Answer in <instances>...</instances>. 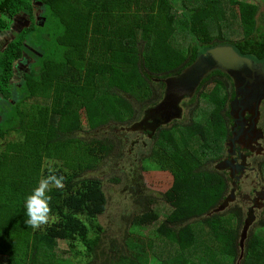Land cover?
<instances>
[{"label":"trees","instance_id":"trees-1","mask_svg":"<svg viewBox=\"0 0 264 264\" xmlns=\"http://www.w3.org/2000/svg\"><path fill=\"white\" fill-rule=\"evenodd\" d=\"M32 1L0 0V31L17 13H31ZM41 1L48 11L47 24L57 22L62 56L46 59L41 53L34 72L20 80L17 95L7 101L9 64L21 55L25 37L17 36L0 52V264H150L149 260L204 264L216 252L226 264L236 260L237 264H264V219H251L249 228L256 222L259 226L249 235L248 228L238 257L239 230L245 221L242 210L232 207L213 213L227 193L222 175L206 167L222 153L228 134L221 110L232 84L228 86L224 77H230L224 71H211L201 80L184 103L189 117L159 127L147 155L140 158L138 174L135 168L128 173L134 195L139 194L134 184L140 187L141 209L122 245L106 240L108 231L99 220L108 207L104 183L87 174L97 170L117 146L122 154L123 145L118 135L101 139L81 135L107 126L124 130L161 99L164 79L183 71L210 47L231 44L264 68V13L259 12V4L248 0ZM177 35L189 36L191 41L184 45ZM201 96L203 103L198 104ZM11 133L19 136L8 139ZM50 164L64 176V187L51 189L52 217L34 230L24 223V199L48 174ZM149 169L169 172L171 185L159 200L145 196L139 174ZM158 204L167 207L164 213L153 209ZM155 224L153 232L164 248H174L166 258L162 248L159 256L153 252L158 239H143L142 231ZM210 237L213 253L207 255L203 251ZM60 242L67 243L71 254L58 253Z\"/></svg>","mask_w":264,"mask_h":264},{"label":"flooded vegetation","instance_id":"flooded-vegetation-1","mask_svg":"<svg viewBox=\"0 0 264 264\" xmlns=\"http://www.w3.org/2000/svg\"><path fill=\"white\" fill-rule=\"evenodd\" d=\"M47 14L48 11L43 2L41 0H33L31 13L25 11L13 16L8 28L0 31V52L3 53L8 45L17 36L25 33L26 30L46 25L48 20ZM21 43L23 46L21 55L9 64L11 76L8 82L11 89L8 92L10 96L7 101H12V97L17 95L20 80L24 76L31 75L34 72L37 63L35 55H41V52H34L30 48L32 46L30 41L26 44L27 40L22 38ZM24 50L29 55H24ZM262 69L264 72L263 67ZM214 70L221 71L219 68H213L202 79ZM225 73L230 77H224L227 80L228 86L232 84L227 105L221 110V116L226 118L228 134L223 142L222 153L210 165L211 169L219 172L227 183V193L223 200L224 203L228 199L226 211L232 207L242 205L246 209V217L254 221L257 219V215H264V96H262V90L253 93L254 98H251L245 91L237 90V86H235L231 76L227 72ZM217 75L221 78L220 73H217L215 76ZM257 97L258 101H256ZM1 98L2 95L0 96ZM190 98L183 99L180 103L182 107L181 120L186 119L184 118L185 116L183 117L184 109L187 111L184 103L190 100ZM0 103L3 104L1 100ZM155 104H150L143 110L141 116H139V127L136 130L129 129V125L124 127V131L127 132L139 131V138L143 143V148H147L148 150L157 129L163 125H158L154 129L152 118H147L143 121L145 116L144 111ZM234 106L235 108L233 109ZM186 117H189V114ZM137 142L138 140L136 142L133 141L128 151L134 158L138 154V149L135 148ZM144 172L141 171L142 176ZM144 192L145 196L150 197L151 200H159L160 195H151L150 189L146 185ZM236 201L240 204L236 205Z\"/></svg>","mask_w":264,"mask_h":264},{"label":"rangeland","instance_id":"rangeland-1","mask_svg":"<svg viewBox=\"0 0 264 264\" xmlns=\"http://www.w3.org/2000/svg\"><path fill=\"white\" fill-rule=\"evenodd\" d=\"M250 2H256L259 4V12L264 13V0H248ZM178 11V15H179ZM262 13L260 14L263 18ZM232 20V17L231 19ZM48 22V21H47ZM47 24V23H46ZM231 24H234V21L231 22ZM27 29V28H26ZM57 34H59V31L57 30V22L48 23L44 26H38L35 29L26 30L25 33H22L23 37L27 40V43L30 41L31 45L30 48L34 52H41L42 54H45V58H60L63 54V49L60 46V44L57 43L58 37ZM57 37V38H56ZM177 41H184L187 45L188 42H190V37L188 36V39H182L179 35L176 36ZM231 45V44H229ZM29 51V50H28ZM24 55H29L26 50H24ZM35 55V54H34ZM40 56V54H38ZM39 56L35 55L36 60L39 62ZM249 57V56H247ZM251 58V57H249ZM252 59V58H251ZM254 60V59H253ZM259 62V61H257ZM261 63V62H260ZM262 64V63H261ZM35 66V64H34ZM39 71V69H38ZM211 86H213L211 84ZM203 101V97H200L199 103ZM203 103V102H202ZM188 112L184 109L183 117L187 116ZM139 122V119L135 121L134 123H131L128 127L134 126L135 123ZM83 138L88 137H96L98 139H101V136H109L111 137L114 135H118V139L121 141V144L123 145L122 154H119V146H117L116 151L112 153V155L105 159L104 162L100 166H98L97 170L87 174L89 177H99L103 183V189L105 192V195L107 197L108 201V207L106 213L100 217V222L104 225V227L107 229V241L114 240L115 242L123 244V241L128 235L127 229L131 226V222L133 217L139 213L141 206L139 205V197L141 196V190L140 187H138L137 183L134 184V190L139 192L138 195H134L132 193V187H131V177L128 176V173L131 172L133 168H135V172L139 171L140 167V158L144 157L148 153L147 148H143V143L141 142V139L139 138V131H124L119 128V126H112V127H105L100 132H95L91 134L89 131H84L81 134ZM93 135V136H92ZM19 133H11L10 135H7L6 137L8 139H13L15 137H18ZM1 140V138H0ZM138 142L135 144V148L141 151V153L137 154L134 158L131 154H129V148L132 144V142ZM146 140V139H144ZM1 143V141H0ZM2 142V146H3ZM206 167H211L210 163L206 164ZM141 178H143V181H145V185L150 189L151 195H162L165 192V189L171 185V180L169 176V172L158 170V169H149L145 170L144 175H141V172L139 174ZM139 175H136L139 177ZM135 177V176H134ZM129 179V182H128ZM117 180V181H116ZM236 205L240 204L239 202H235ZM158 207H153L155 210H161V213H164L166 210V206L164 204H158ZM239 208V210H242L243 212V220L247 219L245 218L246 209L242 205L235 206ZM226 210V209H225ZM255 213V212H254ZM258 213V212H257ZM228 215V214H227ZM229 218L226 217V219ZM163 219V215L159 217V221ZM257 219H264L263 216L257 215ZM259 224V223H258ZM257 222L253 226H251L248 230V235L256 233L258 225ZM156 226L153 225L145 230L142 231V235H144L143 239H149L152 237V239H158L155 232H153V228ZM242 226L239 230V234L241 233ZM140 236V235H139ZM132 237V236H131ZM160 238V237H159ZM209 243L207 246H205V249L203 252L207 255H211L213 251L210 249L212 238L210 237ZM140 240L137 242L139 244ZM239 243V239L237 244ZM164 244L162 239H158L155 241V245L152 247L153 252L156 253V255H160V249L162 248L164 252V256H170L174 252V248L170 245L164 248ZM126 249L124 254H126ZM62 252H70L69 246L65 242H60L58 247V253ZM240 249L239 245L237 247V255L239 257ZM73 255V254H72ZM150 264H157L156 261L149 260ZM238 260L235 261V264H237ZM204 264H226L224 258L222 255L218 254L217 252L212 255V258L210 259V263L204 262Z\"/></svg>","mask_w":264,"mask_h":264},{"label":"water","instance_id":"water-1","mask_svg":"<svg viewBox=\"0 0 264 264\" xmlns=\"http://www.w3.org/2000/svg\"><path fill=\"white\" fill-rule=\"evenodd\" d=\"M219 68L227 72L237 90L247 92L251 98L253 93L262 90L264 96V72L262 64L245 55L239 54L229 45H217L201 54L197 60L178 74L163 80L165 88L161 99L155 105L148 107L144 113L143 121L147 118L153 120L154 129L158 125H165L172 119L182 117L181 101L190 98L202 77L211 69ZM258 97L256 101H258ZM235 106L233 107V109ZM139 122L129 129H137ZM153 129V130H154ZM228 204V199L224 201L213 213L223 212ZM251 219H245L239 237V248L243 247L247 230L250 226Z\"/></svg>","mask_w":264,"mask_h":264},{"label":"clouds","instance_id":"clouds-1","mask_svg":"<svg viewBox=\"0 0 264 264\" xmlns=\"http://www.w3.org/2000/svg\"><path fill=\"white\" fill-rule=\"evenodd\" d=\"M57 171L50 164L47 168L48 174L38 180L36 186L24 199V209L27 217L24 223L34 230L48 224L52 217L51 189L53 187L60 189L64 187L65 178L58 175Z\"/></svg>","mask_w":264,"mask_h":264}]
</instances>
